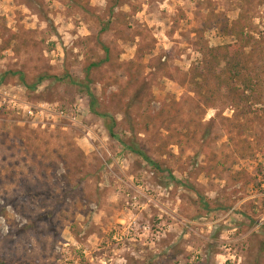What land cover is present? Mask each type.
Returning <instances> with one entry per match:
<instances>
[{
    "label": "rangeland",
    "instance_id": "rangeland-1",
    "mask_svg": "<svg viewBox=\"0 0 264 264\" xmlns=\"http://www.w3.org/2000/svg\"><path fill=\"white\" fill-rule=\"evenodd\" d=\"M84 3L0 0V264H264V113L194 74L204 46H264V0Z\"/></svg>",
    "mask_w": 264,
    "mask_h": 264
},
{
    "label": "trees",
    "instance_id": "trees-1",
    "mask_svg": "<svg viewBox=\"0 0 264 264\" xmlns=\"http://www.w3.org/2000/svg\"><path fill=\"white\" fill-rule=\"evenodd\" d=\"M76 2L87 9V4L84 3V0H76ZM243 30L244 27L241 25V20L239 19L235 22L232 32L236 36H239L238 38H242V36H245ZM236 46L202 47L200 49L201 60L199 67L194 74L196 76L195 79L199 78L203 83L198 88L206 92L207 106L215 103L216 99L220 98L218 95L224 94L235 108V117L239 120H245L250 117L252 112L257 115L264 113V46L258 41L253 42L247 54L244 48L240 49L236 48ZM99 49L104 52V59H99V61L93 62L88 66L87 79L91 77L90 74L94 70L110 62L111 49L101 41H99ZM13 75L19 76L22 81L25 80L24 75L21 73H14ZM55 79L57 81L62 80L59 78ZM44 80L45 78H40L32 86H28V89L35 91ZM138 84L139 80L136 77H131L128 86L136 88ZM86 88L87 96L90 100L91 113L104 121L110 138L119 139L115 135L116 121L109 117V115L100 113L96 96L90 91L88 85ZM126 88L130 90L129 87L126 86ZM122 145H124L127 151L142 158L150 166L163 171L160 165L154 162L143 149L136 145H127L125 143Z\"/></svg>",
    "mask_w": 264,
    "mask_h": 264
}]
</instances>
